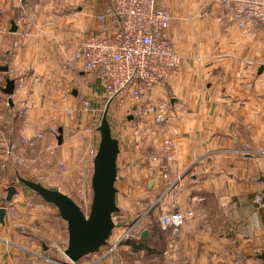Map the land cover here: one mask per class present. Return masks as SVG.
Here are the masks:
<instances>
[{
  "label": "crops",
  "instance_id": "crops-1",
  "mask_svg": "<svg viewBox=\"0 0 264 264\" xmlns=\"http://www.w3.org/2000/svg\"><path fill=\"white\" fill-rule=\"evenodd\" d=\"M164 3L172 8L166 35L181 56L172 79L157 86L159 95L153 94L157 102L168 103V135L174 143V160L166 167V184L171 187L164 193L158 166L148 158L140 161L143 167L131 166V145H125L130 149L124 154L117 140L115 204L118 195H122L125 207L131 204L125 199L128 196L138 194L150 200L155 195L154 203L161 199L162 207L166 197L174 194L172 206L190 208L194 214L181 227L190 239V261L264 264L258 258L264 254V203H255L260 195L258 180L259 172H264V158L241 153L244 146H264V69L258 72L264 68V34L240 31L212 13L198 16L192 12L190 0ZM105 7V0H0V66L7 65L13 79L23 76L26 84L23 91L15 89L10 109L3 115L1 130L10 135L9 139L41 133L38 145L45 156L52 123H58L57 129L69 126L82 133L87 139V152L97 150L99 139L89 128L108 105L100 71L72 75L71 58L81 37L109 32V22L97 20ZM190 14L194 23H190ZM22 16L23 25L17 26L15 20ZM6 21L8 29L4 30ZM11 22L16 26L14 33L9 32ZM20 33L26 35L25 39L13 49L12 43L20 39ZM71 82L76 85L70 90L73 100L64 90ZM166 86L170 92L167 99L163 95ZM28 99L34 102V108L21 113L20 107ZM85 99L89 101L88 111L82 109ZM143 137L136 138L137 147L133 145L140 158L145 150L155 151L157 142ZM123 179L133 183L125 187ZM5 208L4 226L0 225V264H65L51 259L44 253L46 249L41 250L43 255L39 253L38 245L17 230L9 207ZM116 214L124 223V214Z\"/></svg>",
  "mask_w": 264,
  "mask_h": 264
},
{
  "label": "rangeland",
  "instance_id": "rangeland-1",
  "mask_svg": "<svg viewBox=\"0 0 264 264\" xmlns=\"http://www.w3.org/2000/svg\"><path fill=\"white\" fill-rule=\"evenodd\" d=\"M37 1L47 2L48 0ZM164 1L166 0H156L158 5L171 11L172 8L166 6ZM168 1L178 2L183 0ZM190 8L192 9V12L198 16H204L209 13L215 14L219 21H225L228 25L234 27L231 22H228L223 18L220 10L212 0H190ZM192 12L190 11V13ZM0 18H2L1 13ZM193 20L194 17L190 14V23H194ZM6 25L4 30L8 29V25ZM1 65L4 66L5 64ZM71 70L73 72L72 75L77 74V70L74 69V67L73 69L71 68ZM0 77L4 78V82H0V114L3 116L10 109L11 101L9 102V100H11V96L9 97L3 94L2 90L5 87L6 79H14L8 72H6V74H1L0 72ZM75 86L76 85L71 82L64 87L65 96L70 100H73L72 92L70 90ZM158 93H160L159 90L154 91L153 94L159 95ZM163 95L166 99L170 97V92L167 86L164 88ZM79 99V104L81 105L82 99L80 97ZM84 101L88 102L86 99L83 100V102ZM165 102L167 103V101ZM50 103L53 104L52 102ZM34 105L33 102V107H31L30 110L34 108ZM110 105H107L105 110L95 118L96 120L92 124L93 126L89 124V127L91 125L89 130L99 139V134L94 128L95 126H99L101 116L105 112L111 135L113 138L116 137V139L118 138L117 140L120 141L123 150L122 152L126 154L131 148V156L129 157L130 161H132L131 166L137 169L140 166L143 167L144 163L140 162L142 158L149 159V157L155 154V151L152 150V152L151 149H148L149 151L145 150L140 158L138 151H135L134 149L135 146H138V143L135 141L139 142V140L136 139L138 138L136 133L137 127L141 123L140 118L131 112L128 113L126 111V105L124 104L120 105L118 103H113ZM89 108L88 103L87 108L83 106L82 109L83 111H88ZM20 112H25L22 107H20ZM2 124H4L3 120L0 122V128L3 127ZM57 124L52 123L53 132L51 133V143H46L51 146V151L46 152V157L44 156L42 147H39L38 145L35 153H27L25 163L18 164L14 162L13 159L5 161L4 165L0 163V206L3 205L2 201L6 198V189L9 186L14 185L19 197L15 194L16 196H12L11 200L4 204V207H9L13 216V223L15 226H18L17 230L27 235L30 240L38 245L37 250L39 253H43L40 244L42 242L46 247L44 253L46 252L51 259L59 262H68L67 258L63 255V251L67 244L66 223L59 217L58 211L54 206L42 201L33 191L26 188L18 181V178H22L39 183L45 188L58 190L72 199V201L81 208L85 215L88 214L92 198L90 188L92 162L91 156L87 152L89 149L88 143L86 142L87 139L82 133L79 134L77 130H74V127L66 126L64 128L65 130L62 128V143L59 146H56V140H54V137L58 135ZM84 125L86 124L84 123L83 126ZM9 136L8 133L4 134L2 132L1 138L3 137L6 141L9 140ZM22 137L24 136H20L19 139L14 140V142L18 143V145L16 144L18 148L21 149H23V147L19 143V140ZM71 140L77 141L75 144H78V147H75V144L69 142ZM44 142L47 141L45 140ZM2 143H4L3 140ZM126 144L131 145L129 149L126 148ZM241 153L245 155L256 153V157L264 158V146L261 149L244 146ZM121 158H123L122 153L120 155V160ZM60 163L64 164V169L60 167ZM259 174L260 177H264V172L260 171ZM123 180L125 181V187L130 186V184L133 183L126 179ZM123 180L121 181L123 182ZM121 181H117L118 186H123V183H120ZM254 182H256V179L253 180V183ZM139 183H142L141 185H144L145 187V182L141 181ZM258 186L259 192L261 193L260 190L263 188V184L259 182ZM164 193H166V191H164ZM121 196L122 195H118V205H116L119 210L118 212L124 214L121 219L124 223L126 222L127 224L135 225L131 229L126 241L116 246L115 255H113L115 263H110L108 261L106 264H197V262L190 261V239L185 237L187 233H185L182 228H167L166 230H162L158 225V217L161 212L175 210V207L172 206L174 204V194H170L166 197L162 207L153 206L155 204V195H151L150 197V200L153 202L149 199H142V195L138 194L134 195V197L128 196L125 198L128 200L127 202L131 203L128 207L122 206ZM123 196H125V194ZM13 200L14 202H12ZM160 202L162 203L161 199ZM9 204L12 205L9 206ZM187 209L188 208H185L183 211H186ZM113 216L116 218L117 214L115 213ZM187 221H190V216L185 220L183 225H185ZM121 230H123V228H116L113 230L108 245L103 251H106L112 242L116 240V235L121 232ZM142 232H146L144 237H141ZM136 246H141L142 248L140 250H134L133 247ZM90 256L92 258V255ZM88 257L89 256L84 257L76 264H85L90 260Z\"/></svg>",
  "mask_w": 264,
  "mask_h": 264
},
{
  "label": "built area",
  "instance_id": "built-area-1",
  "mask_svg": "<svg viewBox=\"0 0 264 264\" xmlns=\"http://www.w3.org/2000/svg\"><path fill=\"white\" fill-rule=\"evenodd\" d=\"M105 1L106 7L103 13L97 16V20L101 23L107 20L110 24L109 32L87 34L81 37L71 63L81 73L91 74L100 71L99 78L103 85L106 104L126 105L128 113L131 112L140 118L141 123L137 127L136 135L144 136V140L149 139L151 142L157 140L154 147L155 154L148 160L158 166V178L167 192L171 186L166 184L168 180L166 167L174 160V143L172 135H168V104L157 102L153 98V93L157 86L168 83L172 79L181 61V56L173 42L166 35L172 19L171 11L158 5L156 0ZM212 1L223 18L231 22L238 30L249 34L256 31L264 34V0ZM23 17L15 20L17 26L23 25ZM19 36L20 39L12 43L13 49L20 47L26 35L20 33ZM7 72L9 73V69ZM0 82H4L3 77H0ZM14 82L17 91L25 89L23 76L16 77ZM34 82H38L37 77H34ZM88 103L89 101H84L82 106L87 108ZM31 107H33V101L24 100L23 110L26 112ZM2 120L3 116L0 114V122ZM1 136L0 128V163L2 165L9 159H13L18 164L25 163L27 153H35L42 139L41 133L22 137L19 140L23 147L21 149L14 140L5 141ZM46 151H51V147L47 145ZM88 153L92 162L96 149ZM60 167L64 169V164L60 163ZM255 203H261L260 195L255 198ZM153 206L160 207V199ZM183 210L161 212L158 217L159 227L162 230L181 228L189 216L190 218L194 216L190 209ZM112 219L114 223H122L114 216ZM133 227L134 224L124 223L120 227H115L114 229L123 228L116 235V240L106 251H103L108 245L109 238L105 246L91 254L92 258L88 255L90 260L85 264H106L108 261L115 263L113 255H115L116 246L126 241Z\"/></svg>",
  "mask_w": 264,
  "mask_h": 264
},
{
  "label": "water",
  "instance_id": "water-1",
  "mask_svg": "<svg viewBox=\"0 0 264 264\" xmlns=\"http://www.w3.org/2000/svg\"><path fill=\"white\" fill-rule=\"evenodd\" d=\"M10 33L16 32V26L10 23ZM264 68H260V73ZM8 67L0 66V72L6 73ZM3 94L12 96L14 92V80L6 79ZM10 102V100H9ZM99 134V143L96 154L92 161V174L90 178V188L92 193L88 214H84L81 208L76 205L67 195L43 187L39 183L18 178V181L26 188L33 191L42 201L54 206L59 217L66 223L67 244L63 255L68 262L65 264H76L82 258L96 253L107 244L115 227H120L121 223H114L112 216L118 213L115 204L116 188L114 184L117 177L116 158L119 153L117 139L111 135L110 127L106 119V113L101 116L99 126L96 128ZM57 143H62V128L57 130ZM259 181L263 184L261 190V201L264 203V177ZM6 198L0 206V225L4 226L6 208L4 204L9 202L16 194L14 185L6 189ZM146 232H142L144 237ZM42 249H46L42 245ZM258 258L264 260V254L260 253Z\"/></svg>",
  "mask_w": 264,
  "mask_h": 264
},
{
  "label": "trees",
  "instance_id": "trees-1",
  "mask_svg": "<svg viewBox=\"0 0 264 264\" xmlns=\"http://www.w3.org/2000/svg\"><path fill=\"white\" fill-rule=\"evenodd\" d=\"M259 181V180H258ZM260 182V181H259ZM134 250H140L142 247L141 246H136V247H133Z\"/></svg>",
  "mask_w": 264,
  "mask_h": 264
}]
</instances>
